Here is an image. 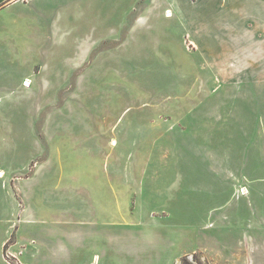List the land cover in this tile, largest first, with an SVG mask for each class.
<instances>
[{
  "label": "rangeland",
  "instance_id": "1",
  "mask_svg": "<svg viewBox=\"0 0 264 264\" xmlns=\"http://www.w3.org/2000/svg\"><path fill=\"white\" fill-rule=\"evenodd\" d=\"M81 1L11 9L31 23L22 39L89 70L82 88L36 92L38 140L20 149L36 154L34 202L75 204L60 228L98 264H169L179 252V264H264V0H196L182 29L150 12L134 35L137 12L119 28L114 10ZM45 55L34 79L53 85ZM107 204L134 224L106 226Z\"/></svg>",
  "mask_w": 264,
  "mask_h": 264
},
{
  "label": "crops",
  "instance_id": "2",
  "mask_svg": "<svg viewBox=\"0 0 264 264\" xmlns=\"http://www.w3.org/2000/svg\"><path fill=\"white\" fill-rule=\"evenodd\" d=\"M37 1L0 0V264H98V253L93 256L89 253L90 244L76 246L73 233L60 228L65 213L74 208L75 204L71 207L70 204L34 202L32 194L39 189V184L32 182L38 170L31 177L25 178L26 170L36 154L31 155L29 152L25 158L20 149L31 148L38 140L36 118L44 108L43 104L35 108L36 92L48 91L57 97L60 91H66L72 83L73 89H79V83L82 88L89 71L83 68V62H70L63 51L58 54L52 45L48 46L39 40L28 42L22 39L31 23L25 22L24 15L18 10L12 12L11 9L18 4L32 5ZM94 1L99 4V11L104 13L103 9L109 8L116 12L121 23L119 28L124 27L131 14L137 12L129 24L128 33L133 35L136 31H143L144 24L150 19V12L165 30L168 26L170 29L172 26H180L182 29L184 24H195L196 0ZM87 2L82 0L81 4L87 7ZM45 3L46 0H41L40 4L43 6ZM8 13L9 22L6 21ZM24 47L27 49L25 52L22 50ZM31 52L37 56L33 61L28 60L27 56ZM44 53L46 60L39 65L54 72L56 81L53 85H49L45 77L43 82L39 81L40 78L37 81L34 79L35 72H38L37 60ZM73 89L67 97L75 96L73 92L77 90ZM14 178L19 182H12ZM106 192L111 194L113 201L115 197L124 195L121 191ZM241 193L245 195L247 191ZM83 208L86 209V206ZM98 209L104 213L102 220L106 226L134 224L130 220L128 207L107 204ZM196 250L199 249H191L183 255ZM180 261L179 252L169 264H179Z\"/></svg>",
  "mask_w": 264,
  "mask_h": 264
},
{
  "label": "trees",
  "instance_id": "3",
  "mask_svg": "<svg viewBox=\"0 0 264 264\" xmlns=\"http://www.w3.org/2000/svg\"><path fill=\"white\" fill-rule=\"evenodd\" d=\"M9 1H11V0H9Z\"/></svg>",
  "mask_w": 264,
  "mask_h": 264
}]
</instances>
